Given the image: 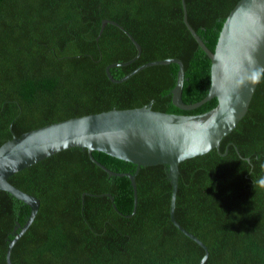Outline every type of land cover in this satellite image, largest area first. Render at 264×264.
Wrapping results in <instances>:
<instances>
[{
    "label": "trees",
    "instance_id": "1",
    "mask_svg": "<svg viewBox=\"0 0 264 264\" xmlns=\"http://www.w3.org/2000/svg\"><path fill=\"white\" fill-rule=\"evenodd\" d=\"M239 0H186L188 21L214 49L226 17ZM181 0H0V146L14 135L72 117L113 108L142 107L201 114L172 103L178 65L138 66L180 58L183 99L202 100L211 85V60L183 20ZM226 148L228 152L224 153ZM220 151L180 163L175 218L209 249L204 264H264V72L248 112L223 138ZM94 157L117 172L136 165L104 152ZM250 159V161L247 160ZM40 199L38 213L11 252L13 264H199L204 249L170 218L172 186L163 164L136 176L138 200L127 176H110L87 150L65 149L9 178ZM110 193L113 199L106 195ZM30 207L0 189V264H7L15 226ZM19 231V230H18Z\"/></svg>",
    "mask_w": 264,
    "mask_h": 264
},
{
    "label": "water",
    "instance_id": "2",
    "mask_svg": "<svg viewBox=\"0 0 264 264\" xmlns=\"http://www.w3.org/2000/svg\"><path fill=\"white\" fill-rule=\"evenodd\" d=\"M182 1L183 20L211 60V85L206 96L194 103L183 99L185 66L177 57L154 60L138 66L121 78H115L111 68L129 65L142 53L141 44L124 26L112 19H103L98 41L107 24L122 29L137 48V54L126 62L106 66V74L114 83H121L149 66L175 63L178 65L176 84L171 90L172 103L181 110H193L217 98V105L201 114H177L153 109L152 100L142 107L117 109L72 117L32 129L20 136L14 135L0 146V189L7 191L27 204L31 212L26 223H18L9 239L7 264L19 238L34 221L40 199L19 189L9 178L37 162L65 149L79 147L87 150L90 159L110 176H127L133 187L134 208L137 209L138 189L136 176L143 166L163 164L172 191L170 201L171 221L185 235L195 240L205 251L199 264L209 256L208 247L175 218L179 186L180 163L217 149L221 141L248 112L256 88L264 72V0H239L230 11L219 32L214 49H211L188 21L186 0ZM104 152L113 157L132 162L134 172H117L109 169L93 152ZM226 148L222 155L227 154ZM250 161L249 158H247ZM106 195H112L107 193ZM19 230V231H18Z\"/></svg>",
    "mask_w": 264,
    "mask_h": 264
},
{
    "label": "clouds",
    "instance_id": "3",
    "mask_svg": "<svg viewBox=\"0 0 264 264\" xmlns=\"http://www.w3.org/2000/svg\"><path fill=\"white\" fill-rule=\"evenodd\" d=\"M262 184H264V181H261Z\"/></svg>",
    "mask_w": 264,
    "mask_h": 264
}]
</instances>
